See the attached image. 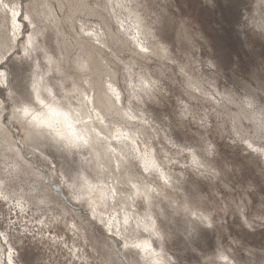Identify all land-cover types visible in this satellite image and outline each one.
Here are the masks:
<instances>
[{"label":"rangeland","instance_id":"374dc122","mask_svg":"<svg viewBox=\"0 0 264 264\" xmlns=\"http://www.w3.org/2000/svg\"><path fill=\"white\" fill-rule=\"evenodd\" d=\"M8 2L19 11L21 0ZM215 2L27 0L25 4V10L35 18L34 22H43L53 40H59L58 48L63 49L61 54L65 68L69 63L74 68L71 54L75 53L78 57L84 49L98 59L99 65H107V68L99 67L98 70L96 64L97 70L93 73L96 78H100L102 71L104 78L110 79V67L116 68L119 87L126 97L124 102L127 105L130 99L138 115L132 114L138 120L137 123H130L134 132L142 134L138 126L141 120L145 122H142L146 128L143 134L147 137L141 142H146V145L144 147L139 143V147L162 150V168L173 177L171 184L160 188L153 182L150 184L154 192L150 201L152 208H156L154 217L157 224L162 234L184 233L185 239H188L186 229H192L191 239L194 241L199 222L191 219V213L207 216L215 212L216 218L223 220L220 214L224 211L223 204L240 198L239 187L255 196L258 186L264 183V161L252 153L245 155L246 149L242 144L230 143V139L234 138V123L242 137L259 143L255 133L264 124V35L252 29L247 32L243 28L242 16L238 39L229 23L233 9L227 8L224 0H220V5L213 10ZM247 3L254 4L255 0H234L233 8L244 13ZM248 22L258 26L264 23V16L254 11ZM81 24L87 25V30L94 31L96 36L83 38L76 30ZM9 25L10 19L6 20L7 32ZM132 36L140 37L151 53L140 57L139 47ZM0 39L7 41V38ZM95 39H99L103 47L98 46L99 51H89L84 42L94 44ZM157 39L166 46V55L157 46ZM155 83L157 89L151 87ZM129 85L133 89L130 90ZM17 86L23 88L22 84ZM249 100L252 101L250 110L256 116L248 119L240 112L239 103L249 105ZM257 114L262 115V120ZM205 115L210 126L200 123ZM17 126L21 135L13 136L24 159L15 157L14 151L6 150L7 141L0 134V193L5 195L0 194V243L3 252L5 248L9 251L3 254V261L8 254H12L18 264H112L100 251L99 244H110L112 240L106 228L97 220H90L92 215L86 202L79 203L70 196L72 193L76 197L75 190L78 192L84 188L80 179H74L78 172L84 173L91 183L99 185L100 177L94 169L95 153L79 147H74L79 152L73 155L56 151V147L53 148L50 143L43 144L40 141L42 138L37 136L33 141L26 140V128L15 118H12V128L8 129L13 134ZM209 136L216 146L210 156L206 151ZM19 140H23L24 144L18 143ZM189 150L197 156L202 168L191 163ZM25 153L34 159H26ZM29 162L33 164L31 169L28 168ZM45 172L51 183L45 181ZM73 181L75 187L71 188ZM156 182L159 183V179ZM61 188L63 191L59 190ZM118 189L115 200L122 198L127 201L131 191L135 193L129 180L126 184L119 183ZM110 194L111 190L107 189L105 204L110 200L107 199ZM145 202L135 201L136 219L132 217L127 236L138 234L143 238V234H150L143 228L144 222L149 223L146 213L151 215ZM104 205L103 212H109L110 206H114L113 203L107 204V207ZM260 214L258 206L249 211L250 218ZM74 222L81 224L88 240L80 238L73 229ZM256 223L259 225V221ZM241 230L247 233L229 213L227 224L218 230L219 235L213 240L221 239L230 231ZM261 231L264 229L257 227L255 233L248 234L251 245L262 243ZM212 235L207 233V236ZM150 238L156 239L152 233ZM185 239L173 235L165 241L164 252H171L180 258L187 257L191 259V264H196L194 254L187 251ZM122 254L117 251L121 261L123 257L128 259L135 255L133 252L125 253V256ZM158 259L170 264L172 257L161 255ZM150 260L140 259L138 255L135 263L128 260V264H150Z\"/></svg>","mask_w":264,"mask_h":264},{"label":"snow or ice","instance_id":"6c2138e0","mask_svg":"<svg viewBox=\"0 0 264 264\" xmlns=\"http://www.w3.org/2000/svg\"><path fill=\"white\" fill-rule=\"evenodd\" d=\"M211 2V0H209ZM227 8L233 9L232 17L229 21L232 32L239 39L241 35V17L243 16V28L248 32L249 29L259 31L264 35V23L258 26L249 25L248 17L258 11L264 16V0H255L254 4L245 5L246 12L242 13L239 9H234V0H224ZM27 0H21L19 11L15 5H11L8 0H0V5L10 8L11 19L9 25L7 41L0 39V109L3 110V122L8 128H12V118L18 117L25 125L33 130H44L57 140L67 141L69 147L89 146L96 138L101 142H106L107 153L113 158L115 171H120V160H123L131 168L147 175L151 170L157 169L154 157V149L141 152L137 141L130 136L129 131L119 122H113L108 116L106 107L111 103L115 106L123 107L125 96L121 89L116 87L110 79H105L103 72L100 73L99 82L89 78V62L85 55L76 57L75 68L71 63L65 68L63 49L58 48L59 40H53L52 34L43 22H34V17L30 16L25 10ZM220 5V0H216L213 10ZM83 38L90 39L96 36L94 31L87 30V25L81 24L76 29ZM93 43L99 47V39ZM243 47V41H241ZM140 51H148L141 46ZM71 77V83H69ZM22 84L23 88L17 85ZM147 86V85H145ZM131 87V85H129ZM70 88L71 91H65ZM71 101V103H65ZM73 103L76 105L73 107ZM251 105L252 101L249 100ZM123 116L127 120H135L130 111H124ZM202 126L207 124V116L201 120ZM251 129V125H249ZM107 130V131H105ZM13 135L19 137L21 129L19 126L13 129ZM230 143H240L246 149L245 155L252 153L254 156L264 161V124L256 130L255 136L259 143L250 138L242 137L235 123L232 128ZM127 142L131 144L130 155L128 152L118 150L117 145ZM18 143L24 144L23 140ZM126 146V145H125ZM215 144L211 136L207 140V154L212 155ZM23 151V149H22ZM190 160L193 165L202 168L196 155L191 154ZM119 157V159H115ZM26 159L34 157L25 153ZM38 166V165H37ZM55 167V164L52 165ZM101 170L104 165H99ZM158 170V169H157ZM43 171V169H41ZM203 175V173H201ZM218 175V174H217ZM214 179L216 177H213ZM45 181L49 180L45 172ZM167 183V179L165 180ZM133 189L137 188L135 183L130 181ZM111 189L110 199L115 204L116 188L112 185H105ZM239 187V186H238ZM63 191V189H59ZM240 198H234L223 204L224 211L220 213L223 220L216 218L215 212L211 215L203 213H191V219L199 222V229L195 232V243L193 230L186 229L188 239L184 233L155 232V240L141 239L138 234H129L127 239L122 236L127 233L132 216L125 213L123 220L117 219L114 214L107 221L101 220L100 223L107 230V235L117 244L118 253L128 249L130 252L143 256L145 252H150L157 259L152 264H164L158 259L161 255L171 256L170 264H191V259L173 256L171 252H164L165 241L171 239L173 235L179 239H185L187 251L194 254L196 264H264V231L260 232L262 243L258 246L251 245L248 234L255 233L257 227L264 229V183L258 186L257 194L254 196L250 191L239 187ZM6 199V198H5ZM139 194L133 196V200H138ZM107 207V204L104 205ZM259 207L260 215L250 218L249 211ZM229 213L232 214L234 221L238 222L241 229H246L247 233L241 231H230L226 236L219 240H213L214 236L219 235L227 224ZM90 220L95 222V216H90ZM259 221V225L256 223ZM157 221H153V226ZM124 232L122 233L121 227ZM163 225H161V228ZM113 229L117 235H113ZM145 232L149 229L146 227ZM212 236H207V233ZM227 241V243H224ZM195 244V246H193ZM159 249V250H158ZM8 249L5 248V253ZM239 254V256L237 255ZM18 255V253H17ZM127 257L122 258L125 264ZM3 264H16V256H6ZM27 264V262H26Z\"/></svg>","mask_w":264,"mask_h":264},{"label":"bare ground","instance_id":"6f19581e","mask_svg":"<svg viewBox=\"0 0 264 264\" xmlns=\"http://www.w3.org/2000/svg\"><path fill=\"white\" fill-rule=\"evenodd\" d=\"M0 12H1L0 13V38H7L8 39V32H7L8 31V26H6V20L11 19V10H10V8H5L3 5H0ZM128 30L129 29H127L126 31H128ZM136 32H138V31H136ZM127 33L130 34L129 31ZM152 34L155 35L154 33H152ZM132 40L139 47V49H137V51H138V55L140 57L147 56L146 55L147 53L148 54L151 53L150 50H148V51H140V47L141 46L144 47V45L142 44L143 42H141L140 37L136 38L135 36H132ZM156 44L159 47V49L163 52V55H166V53H167L166 46L161 44L158 39L156 41ZM84 46L86 48H88L89 51H99L100 50V48L97 45H94V44L90 43L89 41L88 42H84ZM122 48H125V46H123ZM145 48H147V47H145ZM83 55H85L87 57L88 62H89V72H88L89 78L95 79L97 81V83H98L99 82V78L98 77L96 78L93 73L97 69L99 70V67L107 68V65L106 64L99 65L98 59H96V57L92 56L91 54H87V50L86 49H84ZM75 59H76L75 56L71 57V62L73 63L74 68L76 66L75 65ZM96 64L98 66L97 69H96ZM117 74L118 73L116 71V68L110 67V72H109L110 80L112 81V83L116 87H118L120 89L118 78H117V76H118ZM151 87H153L154 89H157V84L156 83L155 84H151ZM127 89L128 88H126V90ZM129 89L131 90L133 88L131 87ZM197 89L200 90V88H197ZM65 91H71V89L68 88ZM138 92L140 93V91H138ZM122 94L124 95L123 91H122ZM128 95H129V92H128ZM192 95L195 96L194 93ZM65 103H71V101H65ZM108 103L109 104L106 107V111L108 113V116L111 118V120L113 122H119L120 124L124 125V127L129 131L130 136L133 137L137 141L138 146H139V143H142L143 146L145 147L146 144L144 145V143H146V142H144V143L141 142L147 137L146 135L143 134V132L146 129L144 124H143L145 122L141 120V122L139 123V126H138V128H139L138 130H140V132L142 134L135 133L136 131L133 129V127L130 125V123H137L138 120H134V121L133 120H127L123 116V112L124 111H130L131 114H135L136 116H138L136 114V112H135L136 110L132 107L133 105L131 103V100L130 99L128 100L127 105L124 102L123 107L115 106V105H113L111 103V101H109ZM75 106L76 105L73 103V107H75ZM239 109L241 110L240 112L242 114H244V116L246 118H248V119L250 117L256 116V114L253 112V110H250L251 109L250 105H246L245 102L242 105H241V103H239ZM263 110H264V108H263ZM3 114H4L3 110L0 109V134H2L3 138H5L6 141H7L6 150H12L15 153V157L24 159L23 156H22L21 150L18 147L16 139L14 138L12 132L8 129L7 125L2 120ZM259 115L257 114V116H259ZM261 116H259L260 120H262ZM139 117L144 118L143 115H139ZM15 120L18 121L23 128H26V140L33 141L36 138V136H37L39 138H42L40 141L43 142V144L48 145V143H50L49 145H52L53 148L56 147V151L58 149V150L64 151L65 153H67L69 155H73L74 152H79L76 149H74V147H69L68 144H67V141L54 139L48 133V131L46 129H44V130H33V129L27 127L25 125V123L22 122L18 117H16ZM105 131H107V130H105ZM151 143H152V145L154 144L153 142H151ZM144 147H142V148L139 147L141 152L149 151L147 149H143ZM154 147H152V148H154ZM147 148L149 149L148 146H147ZM79 149H82V150L83 149L84 150L91 149L95 153L94 154V169L96 170V174L99 175L100 179L98 181L99 185H96L94 183H91L92 181L89 180L85 176L84 173L78 172L76 178H74V179H80V181H82V184H84L83 185L84 188H82L83 190H80V187H82L80 185V187H79L80 191L77 192L75 190L76 197H74L72 195V193H70L71 199L73 198L74 201H77L79 203H83V202L85 203L86 202L87 207L89 208L91 215H94L95 216V220H97L98 222H100L102 219L107 221L108 218L110 216L114 215V214L117 216V219L122 221L125 213H128L129 215H131L133 217V219H136L135 215L137 213V207H136V204H135L136 200H133V196L136 193H138L139 194V200H141L143 202H144V200L146 201L145 202V206H146L147 212H151V215L149 213H146L147 216H148V219L147 218L146 219L148 220L149 223H146V222L143 223V228L147 227L149 229L150 234H143L144 237L141 238V239L152 240L150 238L151 233L154 236L155 232H161V229H160V227L158 226L157 223L155 224V226H153V221H156V219L154 217V214H155L154 210H156V208H152L153 203H151V201H150V199L153 198L152 196L154 194L150 184H151V182H153V183H155V186H157V188H160L162 185H164V184L169 185L173 181V177L170 175L169 172L166 171L167 170L166 167H165V169H166L165 171L162 168V164L164 163V161H163L162 164H161L162 158L164 159V157L161 158L162 155H160V151H162V150H160V149L156 150V148H154L155 150H154V157L153 158L156 160V164H157V169L158 170L157 169H153L147 175H144V174L140 173L139 171L131 168L123 160H120V171L119 172L115 171L114 170L115 166H114L113 158H111V154L107 153L106 142H101L98 139L94 138L92 143L89 146H87V147L80 146ZM117 149L126 151L130 155H135V153L131 152V144H128L127 142H125V144H122V145H117ZM63 154L64 153H62V156H63ZM64 156H65V154H64ZM160 158H161V160H160ZM115 159H119V157H115ZM100 164L104 165V169L105 170H103V171L101 170V168L99 166ZM30 167H33L32 162L28 163V168H30ZM155 170L157 171L156 172V176L153 177L152 174H154ZM124 175H127L128 177L126 178ZM157 179H159V183L156 182ZM166 179H167V183L165 182ZM127 180H129L132 183H135L137 185V188L134 189L135 193L131 191V193L129 194L130 199H128L127 201H125L122 198L116 199L114 206L113 207L110 206L109 212H103L102 208H103V205L106 203L104 197L106 195L107 189L111 190L110 188L105 187V185L114 186L116 188V191L118 192L119 191L118 184L119 183H125L126 184ZM1 183L3 184V182H1ZM74 183L75 182L73 181V183L70 185L71 188L74 186ZM76 188H78V187H76ZM93 192H94V195H92ZM0 194L4 195L2 192ZM111 195L112 194H110V196ZM101 201H103V202H101ZM111 203L112 202L110 200H107V204L111 205ZM119 204L121 205V207H118ZM17 205L19 207H22V204H20V203H17ZM136 222L137 221H135L134 223H136ZM72 225H73V229H75L77 231V233L79 234L80 238L83 237L84 239H87V240L89 239L87 233L82 230L83 227L81 226V224L79 222H76V223L74 222ZM121 231H122V233L124 232L123 226L121 227ZM113 235L114 236L117 235V233L115 232L114 229H113ZM148 235H149V237H148ZM122 238L127 239V234L125 233L122 236ZM84 242H86V241L84 240ZM118 243H119V241H116V240H114L112 238V240L110 241V244H106V243L99 244V245H101L100 251L105 256V258L108 260L109 263L122 264V261L118 258V255H117V251H118L117 250V244ZM129 252L130 251L128 249H125V250H121V252H119V253H123L122 255H124L125 253L127 254ZM4 253L5 252H3V247H2V245L0 243V264L3 263V259L2 258H3V254ZM134 254L135 255H134L133 258L128 257L127 264H128V260H130V262L135 263V258L138 255L136 253H134ZM5 255H6V253H5ZM7 256H13V255L12 254H8ZM139 257H140V259L150 258L151 259L149 261L150 264H152V261L157 259L156 257L152 256V254L150 252H145L143 254V256L139 255ZM108 262L106 261V263H108ZM16 264H18V263H16Z\"/></svg>","mask_w":264,"mask_h":264}]
</instances>
